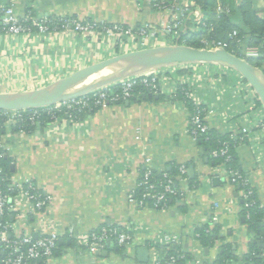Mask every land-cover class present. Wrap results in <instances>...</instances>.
Segmentation results:
<instances>
[{
  "label": "crops",
  "instance_id": "crops-1",
  "mask_svg": "<svg viewBox=\"0 0 264 264\" xmlns=\"http://www.w3.org/2000/svg\"><path fill=\"white\" fill-rule=\"evenodd\" d=\"M151 1L0 0V6L12 5L19 17L29 11L36 16L67 15L132 26L143 21L158 25L165 16ZM233 2L237 6L241 0ZM215 3L216 11L222 9L243 28L239 15L233 14L229 5L221 0ZM246 37L249 46H258ZM114 48L96 34L0 32V94H22L42 88L121 53ZM180 73L190 80V68ZM192 73L201 77L192 86V94L214 111L206 118L209 130L232 134L240 127L249 128L245 140L235 146V159L264 206V137L254 127L256 111L264 113L263 110H251L250 91L237 74L211 63L198 66ZM168 78L165 92L158 99L141 93L128 103L86 112L76 120L61 116L58 121L23 133L10 127L2 129L1 151L10 159V177L19 183L30 179L50 196L47 208L37 214L21 198L11 200L8 219L15 233L35 237L56 230L63 241L50 258L38 264H153L154 258L164 257V234L177 235L184 253H200L206 262L216 258L221 246L230 244L235 264H245L244 254L252 234L240 219L239 192L223 179L222 172L216 177L217 166L204 155L199 142L189 136V105L177 94L172 95V80ZM240 84L239 93L236 89ZM147 157L155 171L171 164L186 166L190 191L179 203L173 201L167 211L138 208L127 201ZM190 166L192 173H188ZM214 202L219 203L217 208L213 207ZM210 217L216 218L219 235L201 253L193 233L196 227L211 224ZM112 225L127 227L132 241L125 247L106 249V256L79 249L78 241L88 232Z\"/></svg>",
  "mask_w": 264,
  "mask_h": 264
},
{
  "label": "built area",
  "instance_id": "built-area-1",
  "mask_svg": "<svg viewBox=\"0 0 264 264\" xmlns=\"http://www.w3.org/2000/svg\"><path fill=\"white\" fill-rule=\"evenodd\" d=\"M151 5L165 16L158 25L143 21L138 25L132 26L91 18L78 19L67 15L36 16L29 11L24 16L19 17L15 14L12 5H3L0 6V32L6 34H47L62 31L74 32L85 36L96 34L100 35L106 42L111 43L116 51L123 53L177 43H173V40L178 39L181 34L186 32V23L190 21V17H192L193 23L205 25L201 7L191 0H152ZM217 11L218 13H224L219 8ZM229 38L235 40L236 51L239 55H234L241 59L248 61L264 55V49L262 51L260 46H249L246 35L240 36L239 31L236 29L229 33ZM201 42L204 44L203 48H223L222 44L213 40H202ZM202 64L207 63H173L168 65L170 69L151 68L101 86L80 96L64 99L50 105L18 110L0 109V135L4 127H10L16 132L23 133L29 132V127L36 128L44 125L42 115H46L49 118V122L58 121L61 116L76 120L86 112L97 111L110 105L129 101L144 92L159 95L165 92L164 83L168 78L167 73H169L168 79L172 80L171 83L173 85L172 95H176L179 92L185 99L183 101L191 103L187 127L189 136L196 142L202 136L207 139L209 127L206 118L212 115L214 111L200 100L195 99L192 94V86L196 83V79L201 78L193 76L195 73H192V70L198 69V66H202ZM211 64H216L224 69L228 68L218 63ZM189 68L190 80L188 76L180 73V71L188 70ZM255 68L261 72L264 78V65ZM244 85L245 87L248 86L252 97L250 108L255 110L258 107L254 102L256 94L248 84L244 83ZM136 88H138V92H135ZM236 90L240 93L242 85L240 84ZM258 108H261L264 112L262 105ZM256 115L254 127L260 129L264 137V113L256 111ZM248 133L249 128L243 126L236 130L235 133L228 134L230 140L238 143L244 141ZM217 145L210 152L212 159H219L220 161L216 165V175L219 176L222 172L221 176L223 179L228 180L232 185L238 184L241 186L239 193L245 208L255 205L254 190L248 177L238 170L226 168V163L231 158L230 141H218ZM2 154L0 144V162ZM144 162V168L135 188L127 194L126 198L129 203L138 208L148 206L154 210L167 211L171 208L173 201L179 203L186 197L190 190L185 177V165H177V174L171 175L165 169L159 171L151 169L149 157L145 158ZM14 197H19L28 203L31 208L30 211L34 214L44 212L50 202V196L32 180L27 179L23 183H19L10 176H6L0 163V264H38L39 261L50 258L56 252L59 233L56 230H50L36 237L32 234H16L13 223L8 219V215L12 210L11 200ZM218 206V202L213 203L214 208ZM215 221V217H210L211 226L216 223ZM208 231L209 229L207 228L206 232ZM193 236L196 238L198 234L195 233ZM131 241L132 234L127 227L112 225L103 226L88 232L77 244L82 251L96 254L110 247H125ZM162 243L163 245H178L180 244V238L177 235L164 234ZM201 251L202 249H200ZM185 258L184 252L177 255L165 254L162 259L154 258L153 264H181V260H185ZM192 264H211V262H206L201 257V254L198 253V255L195 254L192 257Z\"/></svg>",
  "mask_w": 264,
  "mask_h": 264
},
{
  "label": "trees",
  "instance_id": "trees-1",
  "mask_svg": "<svg viewBox=\"0 0 264 264\" xmlns=\"http://www.w3.org/2000/svg\"><path fill=\"white\" fill-rule=\"evenodd\" d=\"M144 1V0H143ZM158 1V0H157ZM194 3L199 5L204 13V23H193L188 21L186 23L185 33L181 34L178 39H174L173 43L177 42L178 44L187 45L194 48H203L204 44L202 40L218 42L222 44L223 49L231 52L233 54L239 55L236 51V42L233 39L229 38V33L236 29L239 31V35H248L249 41L251 44H257L261 47L262 51L264 49V17H260L255 11L251 8V3L249 0H241L240 4L234 6L233 0H221L222 4L225 3L230 6L233 14H238L240 21L243 24V28L240 27L229 15L225 13H218L216 11L215 0H193ZM172 42V41H171ZM248 62L255 66L261 67L264 65V55L256 57L255 59H250ZM232 70L231 68H229ZM243 83L247 82L234 70ZM135 92H138V88L135 89ZM142 92H144L142 90ZM146 93V92H144ZM147 94V93H146ZM177 98L180 100H185L182 97L181 93H177ZM255 104L260 107L261 103L257 96L254 98ZM189 108L191 109V103L187 101ZM42 121L45 123L49 122V118L46 115H42ZM29 127V126H28ZM30 131L33 128L29 127ZM207 139L203 136L198 139L199 144L203 147L204 155L213 161L215 165L220 163L219 159H212L210 157V152L218 145V141L229 140L230 141V153L231 158L226 163V168L231 170H238L242 174V170L238 166L235 159V146L238 144L237 141L229 139L228 133H219L213 129H210L207 135ZM1 166L3 168L6 176H10V159L2 154L1 157ZM165 171L171 175L177 174V166L170 165V167L165 168ZM245 175V174H244ZM238 192H240V187L238 184L234 185ZM254 190V189H253ZM254 199L256 204L245 208L240 197V209L239 215L242 222L245 224L247 230L252 234L251 240L248 243V250L244 254L245 264H264V248L260 247L257 243H253V240L264 241V206H261L259 201L256 198V193L254 191ZM248 214V216H246ZM207 228L209 229L206 232ZM219 227L217 224H203L200 227H196L193 234H198V237L195 238L197 244L202 250L205 248H210L218 237ZM164 256L165 254H179L184 252L182 250L181 244L178 245H163ZM185 260H181V264H188L187 261H191L193 255L185 253ZM211 264H235V256L232 253L231 245L224 244L219 248V251L216 255V258L211 262Z\"/></svg>",
  "mask_w": 264,
  "mask_h": 264
},
{
  "label": "water",
  "instance_id": "water-1",
  "mask_svg": "<svg viewBox=\"0 0 264 264\" xmlns=\"http://www.w3.org/2000/svg\"><path fill=\"white\" fill-rule=\"evenodd\" d=\"M249 1L251 3L252 10L256 13H262L264 15V0ZM180 62L218 63L231 68L247 82L249 87L258 97L264 109L263 75L247 60L241 59L223 48H194L177 43L172 45H158L119 53L104 60L82 67L68 76L53 81L42 88L22 94H14L19 96L18 100L6 98V96L10 94H0V109L18 110L50 105L64 99L80 96L101 86L151 68L162 67ZM119 64H122V67L117 73L74 89L90 76ZM147 98L158 99V95L148 93ZM126 103H128V101ZM192 171L193 168L190 166L188 173H192ZM216 177L218 176L216 175ZM36 236L37 235H35V237ZM62 243V239H58V246L62 245ZM253 243H257L260 247L264 248V241L261 242L253 240ZM143 250L147 251V248H143ZM204 251L206 252L207 249H204ZM95 255L106 256L107 251L103 250Z\"/></svg>",
  "mask_w": 264,
  "mask_h": 264
},
{
  "label": "bare ground",
  "instance_id": "bare-ground-1",
  "mask_svg": "<svg viewBox=\"0 0 264 264\" xmlns=\"http://www.w3.org/2000/svg\"><path fill=\"white\" fill-rule=\"evenodd\" d=\"M121 67H122V64H119V65H115V66L109 67L107 69H104V70H102L99 73L94 74V75H98V74H101L103 72L106 75H104L102 77H98V78L90 81L91 79H89V78H91L92 76H94V75H92V76H90L89 78L86 79V80L89 79L88 81L84 80L81 84H79L78 86H76L74 89H77V88L82 87L83 85H86V84H89V83H93V82L98 81L99 79H102L104 77L113 75V74L117 73L121 69ZM6 98L11 99V100H18L19 96L18 95H14V94H10V95H7Z\"/></svg>",
  "mask_w": 264,
  "mask_h": 264
},
{
  "label": "rangeland",
  "instance_id": "rangeland-1",
  "mask_svg": "<svg viewBox=\"0 0 264 264\" xmlns=\"http://www.w3.org/2000/svg\"><path fill=\"white\" fill-rule=\"evenodd\" d=\"M222 69H224V68H222ZM226 71H228V72H230V73H232V74H234L235 72H233L232 70H230L229 68H227V69H225ZM236 74V73H235ZM104 75H106V74H104V72L103 73H101V74H98V75H94V76H92L91 78H89V79H91L90 81H92V80H94V79H96V78H98V77H102V76H104ZM88 79V80H89ZM88 80H86V81H88ZM85 81V82H86ZM249 232V231H248ZM250 233V232H249Z\"/></svg>",
  "mask_w": 264,
  "mask_h": 264
}]
</instances>
